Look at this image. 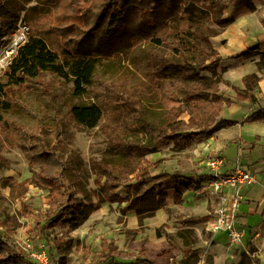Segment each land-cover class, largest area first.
<instances>
[{
    "label": "trees",
    "instance_id": "16d2710c",
    "mask_svg": "<svg viewBox=\"0 0 264 264\" xmlns=\"http://www.w3.org/2000/svg\"><path fill=\"white\" fill-rule=\"evenodd\" d=\"M30 1L12 0L14 11L0 17L3 35L12 32L20 12L24 11V4ZM36 3L24 14L30 37L45 44L46 40L74 37L82 40L86 47L75 50L74 58L78 59L71 60L66 70L57 64L47 68L35 58H20L22 74L14 79L15 87L31 88L29 85L35 82L39 71H49L69 79L73 94L81 97L86 88L94 84L96 69L93 59L97 56L106 59L112 56V63L120 67L121 54L133 71L128 87L122 85L117 90L110 85L100 86L95 102L69 109L72 120L78 125L94 129L105 120V128L110 132L111 155L91 164L96 175L94 184L102 193L101 201L124 203L123 214H135L142 219L167 204L168 184L174 185V204L181 203L185 192L198 190V181H189L176 174L150 175L145 158L162 144L171 143L172 151L179 152L189 147L194 139H205L213 132L237 123L220 119L223 107L247 100L260 78L256 74L246 75L242 78L244 91L233 88L236 98H225L220 93L222 80L216 71L220 58L209 42V38L216 34H209L211 30L208 26L203 27V21L226 27L235 19V15L225 16L228 8L242 6L253 12L255 8L251 0H36ZM173 20L177 21L181 35L188 39L190 50L165 39L169 32L168 23ZM192 23H198V26L192 29ZM255 54L259 53L250 49L244 58ZM259 56L260 62L256 66L261 71L264 69V53ZM202 72H208L210 76H204ZM7 89L8 86L0 80L1 97L8 98ZM184 113L188 115L186 121L181 119ZM256 120H264L263 110L244 119L245 122ZM13 127L6 130V137L18 145L28 162L31 177L21 182L7 179L8 196L22 200L30 183L48 191L47 210L34 218L39 237L58 249L65 243V238H50V231L66 222L68 216L72 226L80 225L84 219L81 204L75 201L64 182L65 166L57 152L60 129L55 125L53 130L45 133L38 122L29 119L23 127ZM25 131H30L31 135L27 137ZM120 186H125V196L117 194ZM2 198L0 192V204ZM22 209L27 218L32 216L27 207ZM0 225L7 233L9 225L5 222ZM156 234L159 236V231ZM120 254L102 241L94 264H151L141 256L135 257L131 263H120L116 260ZM0 264L31 263L9 237L0 233Z\"/></svg>",
    "mask_w": 264,
    "mask_h": 264
},
{
    "label": "rangeland",
    "instance_id": "374dc122",
    "mask_svg": "<svg viewBox=\"0 0 264 264\" xmlns=\"http://www.w3.org/2000/svg\"><path fill=\"white\" fill-rule=\"evenodd\" d=\"M13 4L12 0H0V12H2L0 17L6 12H13ZM35 5H37L36 0L24 4V11L20 12L18 22L22 20L27 25L24 20L25 10ZM244 12L245 9L242 6L229 7L225 12V16L240 15ZM1 22L0 18V26ZM168 24L169 32L164 36L165 39L177 44L179 47L181 46L182 49L190 50L188 39L179 32L177 21L173 20ZM203 24H205L203 27L208 26L211 30L209 34L211 32L216 34L209 38L212 46V40H218L226 27H217L207 24L205 21H203ZM196 26H198V23L190 24L192 29ZM0 34V38L9 36L3 35V29L0 30ZM46 41L45 44L42 40L29 35L28 40L20 47L13 61L14 63L0 74L1 82L8 86V98L0 96V192L3 195L0 204V222L9 225L7 233H4V228L0 225V233L9 237L14 246L21 249L23 253H26V244H28L29 252L45 253L49 260H58L59 264H94L96 256L100 252L101 241H104L105 238L110 240V236L116 233L118 224L123 230H127L129 240L145 228L141 227L139 217L137 218V225L134 224L130 227L129 224L132 223H129L128 214L121 212L125 204L101 201L102 193L99 187L94 184L96 175L91 167L92 162L105 160L111 155L108 141L110 132L105 128V120L97 128L86 129L72 120L69 109L78 104L95 102L97 94H100L101 91L100 86L110 85L111 88L117 90L122 85L128 87L131 84V72L133 71L128 63L129 61L121 54L120 67L112 63V56L108 59L97 56L93 59L96 69L94 84L91 88H86V93L81 97H76L73 94V86L69 79L59 77L49 71H39L34 80L35 82L33 81L34 83L29 85L31 88L15 87L13 84L14 79L22 74L20 58H35L41 60L47 68L51 64H57L63 66L66 70L71 60L78 59L74 58L75 50H82L86 47L82 40H75L74 37L65 39L59 37L58 40ZM153 43L163 47L159 42L153 41ZM217 68L216 71H218ZM201 74L210 76L208 72H202ZM239 113H235L234 116L226 112L227 119L238 117L236 115H239ZM105 116H108V112ZM181 117L186 120L187 114L184 113ZM28 119L38 122L45 133L53 130L55 125L59 127L60 136L57 152L65 166L64 182L75 201L81 204L80 210L84 219L80 225L72 226L70 224L71 217L68 216L66 222H62L60 226L50 231V238L59 233L65 238V243L58 246V249L52 243L48 244L46 239L39 237L34 218L38 213L47 210L48 191L36 186L34 183H30L28 192L22 200H13L8 196L9 183L6 181L7 179L21 182L29 179L31 174L28 162L18 149V145L8 141L6 130L14 128L13 126L21 128ZM7 124H9V127H7ZM25 133L27 137L31 135L30 131H25ZM162 150V156L170 154L169 151L164 152L166 148L162 147ZM256 151L264 155V144L261 143L259 146L254 147L252 151L250 149L244 151L243 159H247L249 156L255 157L257 155ZM174 157V155H171L170 158ZM148 168L149 174H154L152 173L155 169L153 164ZM252 191V188L242 189L241 193H251ZM116 192L120 196H125V186H120ZM23 206L27 207L32 215L31 217L27 218L25 216ZM257 214L260 217L259 212ZM249 221V224L243 223L241 217H239L240 224L238 228L241 232L247 229L248 236L252 240V230L258 220L250 217ZM200 236L202 240L207 241V244H204L201 240L195 242L191 249L186 250L184 257L180 255L182 257L181 263L195 264L199 258H203L204 264H264V247L262 245L253 244L251 241L244 245L241 243L232 245L226 235H211L203 228ZM211 239L212 242L218 241L221 245L210 244ZM106 240L105 242H107ZM138 251L139 249L134 254L129 250L125 255V260L123 259L124 263H131L133 261L131 256H135ZM144 256L146 257V252H144ZM175 260L172 257L168 264H177L178 261Z\"/></svg>",
    "mask_w": 264,
    "mask_h": 264
},
{
    "label": "crops",
    "instance_id": "0c3cea01",
    "mask_svg": "<svg viewBox=\"0 0 264 264\" xmlns=\"http://www.w3.org/2000/svg\"><path fill=\"white\" fill-rule=\"evenodd\" d=\"M251 2L255 10L253 12L245 10L244 13L235 15L234 21L226 26L218 40H212V48L220 58L217 72L222 82L219 90L225 98L230 100L236 98L233 88L238 92L244 91L242 78L246 75L256 74L260 80L247 100L223 107L220 119L236 121L234 126L221 128L205 139H194L189 147L179 152H172L173 145L169 143L162 144L156 153L146 156L147 166L153 164L155 167L152 173L176 174L189 181H198L200 188L185 192L181 197V203L174 204L172 200L174 185L173 183L168 184L167 204L150 217L142 218L141 227L145 230L137 232L131 240H129L127 230H123L118 224L117 231L110 236V240L104 239V242L106 240V243L121 253L116 259L118 262L124 263L123 259L125 260V255L129 250L135 254L139 249L135 256H131V259L134 260L135 257L141 256L151 264H168V261L174 257L175 261H178L177 264H183L180 262L181 256L184 257L186 250L191 249L195 242L201 240L207 244L205 239L202 240L200 232L203 228L209 234L211 233L207 222L210 220L209 215L219 204L214 197H209L205 193L209 179V171L205 167V162L212 154L220 155L230 162L239 161L245 168L256 173L260 184L242 188H252L251 193L242 194V189L239 191L238 197L241 200L236 212V224H240L239 217L246 224H249L250 217L258 220L252 230V240L248 236L247 229H244L241 244L244 245L251 241L253 244L264 247V205L261 203L264 191V155L256 151L255 157L249 156L243 159L244 151L249 149L252 151L254 147L261 143L264 144V120L244 121L248 115L258 110H263L264 115V69L258 71L256 66L260 62L259 54L264 53V0H251ZM250 49H254L259 54L244 58V54ZM226 112L234 116L235 113L239 115L235 118L229 116L231 118L227 119ZM162 147L166 148L164 152L169 151L170 154L162 156ZM171 155L175 157L170 158ZM157 161L161 162L156 164ZM257 212L261 218L258 217ZM127 214L129 223H132L129 226L137 225L138 217L135 214ZM157 231L160 233L159 236L156 234ZM213 234L225 236L223 232L211 233ZM211 243L215 246L221 245L218 241L212 242V239ZM144 252H146V257ZM203 261V258H199L195 264H204Z\"/></svg>",
    "mask_w": 264,
    "mask_h": 264
},
{
    "label": "built area",
    "instance_id": "2783aa9c",
    "mask_svg": "<svg viewBox=\"0 0 264 264\" xmlns=\"http://www.w3.org/2000/svg\"><path fill=\"white\" fill-rule=\"evenodd\" d=\"M29 30L22 20L18 22L9 36L0 38V74L5 72L14 61L20 47L28 40ZM205 167L209 171V179L205 193L218 201L207 222L211 233L223 232L232 245L242 241L243 232L236 224V212L240 203L238 197L242 188L260 184L256 173L245 168L239 161L230 162L224 157L212 154L206 159ZM261 203L264 205V191ZM61 233L56 237H61ZM26 257L31 264H59L58 260H49L45 253L29 252L26 244Z\"/></svg>",
    "mask_w": 264,
    "mask_h": 264
},
{
    "label": "bare ground",
    "instance_id": "6f19581e",
    "mask_svg": "<svg viewBox=\"0 0 264 264\" xmlns=\"http://www.w3.org/2000/svg\"><path fill=\"white\" fill-rule=\"evenodd\" d=\"M187 194H190V193H187ZM187 196V195H186ZM189 196V195H188ZM187 198V197H186ZM190 198V197H189Z\"/></svg>",
    "mask_w": 264,
    "mask_h": 264
}]
</instances>
